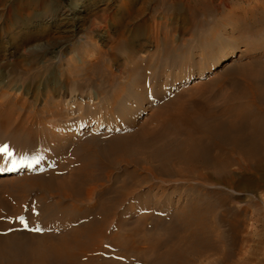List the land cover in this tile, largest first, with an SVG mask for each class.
Returning a JSON list of instances; mask_svg holds the SVG:
<instances>
[{"label": "rangeland", "instance_id": "rangeland-1", "mask_svg": "<svg viewBox=\"0 0 264 264\" xmlns=\"http://www.w3.org/2000/svg\"><path fill=\"white\" fill-rule=\"evenodd\" d=\"M73 1L0 0V74L8 83L0 89V115L8 118L0 119V145L27 158L8 170L11 161L0 156V222L61 235L107 212L99 247L108 252L99 263L166 264L158 254L186 234L182 219L200 199L202 251L182 243L185 259L168 264H225L223 252L241 245L259 248L252 261L264 264V199L254 215L237 216L215 203L211 184L112 148L114 138L134 137L169 101H215L232 90L229 71L264 61V0H83L72 13ZM233 50L215 69L222 52ZM74 173L67 196L58 187ZM245 199L234 197L231 209H245ZM224 215L240 229L229 230Z\"/></svg>", "mask_w": 264, "mask_h": 264}, {"label": "bare ground", "instance_id": "bare-ground-1", "mask_svg": "<svg viewBox=\"0 0 264 264\" xmlns=\"http://www.w3.org/2000/svg\"><path fill=\"white\" fill-rule=\"evenodd\" d=\"M73 2L72 13L83 0ZM72 13L62 12L60 15L65 19H78V15ZM18 29L15 28L17 32ZM235 56V50L222 52L214 68H224ZM244 65V68L232 69L226 74L233 83L232 90L219 99L192 103L176 99L169 101L151 118L152 125L147 123L134 137L114 138L112 148L123 155L136 151L141 154V161L154 160L168 175L201 180L205 187L209 183L211 187H207V193L224 210L237 216L246 215L251 210L254 215L259 210V200L264 199V61L252 60ZM4 86L8 87V83L0 74V89ZM0 119L6 121L8 118L0 115ZM134 139L137 143L131 146ZM125 160L130 162L127 156ZM145 167L155 176L158 174L154 165ZM83 170L84 167H79L77 174ZM4 173L0 171V174ZM75 176L76 173L70 175L58 187L67 196L68 186ZM94 189L92 186L88 192L92 194ZM234 197H245L246 208L231 209L229 204ZM198 201L191 206L192 217L182 219L188 229L186 234L158 254L166 264L174 263L181 256V261L185 259L182 243L202 251L199 245L200 237L206 236L201 222L205 214L198 208ZM105 216L97 221L74 222V227L61 229V235L21 232L16 223L0 222V264H102L99 261L103 262L108 252L99 247L104 245L108 235L107 212ZM222 221L232 232L241 227L238 219L228 215H224ZM258 253L259 248L241 245L238 253L225 250L223 262L230 264L229 260L237 255L238 259L232 264H257L252 258Z\"/></svg>", "mask_w": 264, "mask_h": 264}, {"label": "snow or ice", "instance_id": "snow-or-ice-1", "mask_svg": "<svg viewBox=\"0 0 264 264\" xmlns=\"http://www.w3.org/2000/svg\"><path fill=\"white\" fill-rule=\"evenodd\" d=\"M0 156L7 157L11 161V168L8 170H14L17 167L22 166L27 159L25 157H21L19 159H16L15 157H13V153L9 145L7 144L0 145ZM34 159L36 160V162H38L40 158H34ZM4 170H5L4 168L0 167V171H4ZM20 222L23 224L25 229H29L28 223L25 222L22 218ZM30 230L33 232H37V233H40L43 231V229L40 227H32Z\"/></svg>", "mask_w": 264, "mask_h": 264}]
</instances>
